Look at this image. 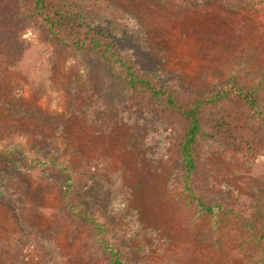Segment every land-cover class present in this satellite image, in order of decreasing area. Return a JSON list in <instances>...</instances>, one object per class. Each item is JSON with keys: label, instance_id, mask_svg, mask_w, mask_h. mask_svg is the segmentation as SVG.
Returning <instances> with one entry per match:
<instances>
[{"label": "rangeland", "instance_id": "1", "mask_svg": "<svg viewBox=\"0 0 264 264\" xmlns=\"http://www.w3.org/2000/svg\"><path fill=\"white\" fill-rule=\"evenodd\" d=\"M108 1L124 24L112 36L141 71L194 94L228 81L255 87L264 110L261 16L218 3ZM110 22L99 28L110 33ZM0 63V82L8 80L24 116L0 134V264H23L32 248L43 264H107L94 227L72 221L70 205L116 225L104 238L131 264H264L252 238V230L264 233V160L229 162L213 147L212 184L237 192L247 206L241 218L226 207L204 213L175 191L180 161L168 151L165 120L140 106L128 112L131 94L104 64L88 51L69 52L42 25L29 23L18 0H0ZM15 147L72 171L88 167L87 187L72 191L69 205L61 175L17 162L8 155ZM166 241L171 249L156 246Z\"/></svg>", "mask_w": 264, "mask_h": 264}, {"label": "trees", "instance_id": "2", "mask_svg": "<svg viewBox=\"0 0 264 264\" xmlns=\"http://www.w3.org/2000/svg\"><path fill=\"white\" fill-rule=\"evenodd\" d=\"M176 1L189 8L218 3L226 10L252 11L264 19V0ZM18 3L29 23L42 25L69 52L77 54L88 51L95 55L104 64L110 79L131 94L126 105L128 112L140 106L153 110L165 120L168 151L174 150L180 161L175 191L185 195L204 213L213 215L226 207L229 212L242 217L247 205L237 192L212 184L207 156L215 147L229 162L254 163L264 160V110L259 103L257 88L228 81L207 93L194 94L184 92L172 83H162L141 71L133 58L118 48L112 36L120 34L124 24L113 15L108 0H18ZM108 18L111 20L110 33L99 28ZM134 34L140 42L145 43L143 30L137 29ZM3 74L7 73L3 71ZM10 86L8 80L0 82V119L3 122L0 124V134L7 128L16 127L24 119L16 111ZM8 155L43 172L56 170L63 179V194L68 200L72 191L84 190L90 180V170L86 166L72 171L63 162L50 159L36 161L29 159L25 151L18 147L10 149ZM67 213L75 223L94 227L93 239L107 256V264H131L122 250L104 238L109 230L117 228L116 225L102 224L89 210L74 205L67 208ZM252 231V238L264 252V233ZM171 244L166 241L161 247L156 246L171 249ZM147 246L142 243L141 252L148 249ZM30 250L25 254L23 264H43L41 251Z\"/></svg>", "mask_w": 264, "mask_h": 264}]
</instances>
